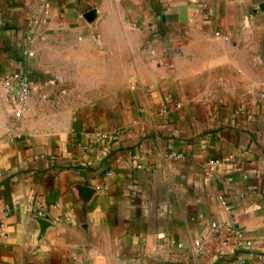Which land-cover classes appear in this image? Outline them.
<instances>
[{
  "label": "crops",
  "instance_id": "crops-1",
  "mask_svg": "<svg viewBox=\"0 0 264 264\" xmlns=\"http://www.w3.org/2000/svg\"><path fill=\"white\" fill-rule=\"evenodd\" d=\"M263 5L0 0V264H264Z\"/></svg>",
  "mask_w": 264,
  "mask_h": 264
},
{
  "label": "built area",
  "instance_id": "built-area-1",
  "mask_svg": "<svg viewBox=\"0 0 264 264\" xmlns=\"http://www.w3.org/2000/svg\"><path fill=\"white\" fill-rule=\"evenodd\" d=\"M28 56H31V54L27 53ZM1 80L3 81L4 87L7 90H14L18 93V97L20 99V101H25L29 98L30 93L32 92V86L30 83L29 78L26 75L23 74H12L10 76H5L3 78H1ZM166 102L171 103L173 105H175L176 107H180L179 103H173V101L171 100V98H166ZM166 108L162 109L161 113H166ZM102 138L104 140H110L111 137L108 135H102ZM177 158H182L181 155L176 156ZM220 162L218 161H210L209 162V166L210 165H218ZM113 170H110L108 172V175H113ZM31 207L30 209L32 210V212L34 213V215L36 217H38L41 220H47L48 219V212L46 209V206L43 203H31L30 204Z\"/></svg>",
  "mask_w": 264,
  "mask_h": 264
},
{
  "label": "water",
  "instance_id": "water-1",
  "mask_svg": "<svg viewBox=\"0 0 264 264\" xmlns=\"http://www.w3.org/2000/svg\"><path fill=\"white\" fill-rule=\"evenodd\" d=\"M263 7H264V5H263ZM46 222V220H42V223H45Z\"/></svg>",
  "mask_w": 264,
  "mask_h": 264
}]
</instances>
